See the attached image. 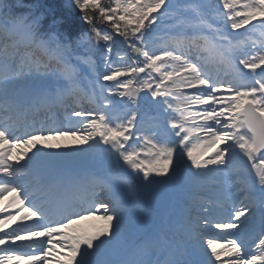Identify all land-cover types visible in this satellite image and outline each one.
Returning a JSON list of instances; mask_svg holds the SVG:
<instances>
[{"label":"snow or ice","instance_id":"6c2138e0","mask_svg":"<svg viewBox=\"0 0 264 264\" xmlns=\"http://www.w3.org/2000/svg\"><path fill=\"white\" fill-rule=\"evenodd\" d=\"M68 6L0 0V264H264V0Z\"/></svg>","mask_w":264,"mask_h":264},{"label":"trees","instance_id":"16d2710c","mask_svg":"<svg viewBox=\"0 0 264 264\" xmlns=\"http://www.w3.org/2000/svg\"><path fill=\"white\" fill-rule=\"evenodd\" d=\"M26 2L30 3L33 2V0H26ZM40 2L53 6L56 9L57 13L64 16L68 21L74 23L79 27H83V25L78 20L74 10L68 6V0H40ZM98 26L106 27L107 22H102Z\"/></svg>","mask_w":264,"mask_h":264},{"label":"water","instance_id":"95a60500","mask_svg":"<svg viewBox=\"0 0 264 264\" xmlns=\"http://www.w3.org/2000/svg\"><path fill=\"white\" fill-rule=\"evenodd\" d=\"M169 202V191L163 188L155 192L150 199L152 210H158L162 212L167 210Z\"/></svg>","mask_w":264,"mask_h":264},{"label":"rangeland","instance_id":"374dc122","mask_svg":"<svg viewBox=\"0 0 264 264\" xmlns=\"http://www.w3.org/2000/svg\"><path fill=\"white\" fill-rule=\"evenodd\" d=\"M242 40H245V41H247V37H244ZM258 40V39H257ZM253 42L255 43V45L258 47L259 46V44H258V42L259 41H256V40H251L250 42H249V45H251V44H253ZM248 45V42L246 43V46ZM213 70H215V71H219V72H221V74H227L230 70L228 69V67L225 65V66H220L219 68H216V67H214V69ZM71 97V96H70ZM65 141H59V143H64ZM67 143H75L74 141H66ZM50 143H57V141H50ZM8 201L6 200L5 201V203H7ZM12 211H14V210H12ZM0 215H4L3 213H0ZM93 220H95V219H93ZM90 221V219H87V220H85V224H87L88 222ZM96 222L93 224H88V225H84V226H82V225H79V224H77V225H75L74 227L75 228H77V229H80V230H83V231H90V230H92L93 229V227L94 226H96V225H98L99 223H101L100 221H98V220H95ZM82 223H84V222H82ZM225 259H227V257H225Z\"/></svg>","mask_w":264,"mask_h":264}]
</instances>
